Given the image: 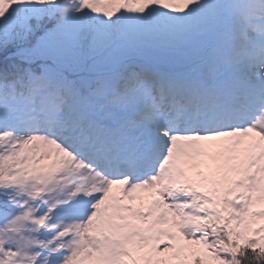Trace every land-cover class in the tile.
I'll use <instances>...</instances> for the list:
<instances>
[{
  "label": "snow or ice",
  "instance_id": "6c2138e0",
  "mask_svg": "<svg viewBox=\"0 0 264 264\" xmlns=\"http://www.w3.org/2000/svg\"><path fill=\"white\" fill-rule=\"evenodd\" d=\"M0 264H264V0H0Z\"/></svg>",
  "mask_w": 264,
  "mask_h": 264
}]
</instances>
